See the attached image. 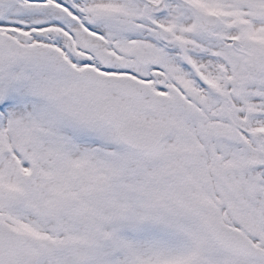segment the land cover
Wrapping results in <instances>:
<instances>
[{
	"label": "snow or ice",
	"instance_id": "snow-or-ice-1",
	"mask_svg": "<svg viewBox=\"0 0 264 264\" xmlns=\"http://www.w3.org/2000/svg\"><path fill=\"white\" fill-rule=\"evenodd\" d=\"M0 264H264V0H0Z\"/></svg>",
	"mask_w": 264,
	"mask_h": 264
}]
</instances>
